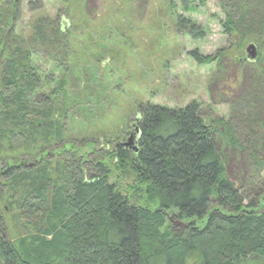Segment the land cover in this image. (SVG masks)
Returning a JSON list of instances; mask_svg holds the SVG:
<instances>
[{
  "label": "trees",
  "instance_id": "trees-1",
  "mask_svg": "<svg viewBox=\"0 0 264 264\" xmlns=\"http://www.w3.org/2000/svg\"><path fill=\"white\" fill-rule=\"evenodd\" d=\"M60 1L66 5L56 16L34 15L25 29L22 0H0V264L264 263V51L241 111L248 128L206 115L196 100L141 104L137 150L105 151L131 180L123 187L110 182L107 162L82 152L88 138L72 137L71 119L85 106L92 110L83 99L98 69L99 41L93 21L78 17L84 2ZM179 1L187 10L193 0ZM222 3L233 40L217 60L240 62L251 42L264 49V0ZM35 6L32 14L43 9ZM176 27L205 36L181 15ZM189 55L199 64L214 60L196 49ZM231 150L250 163L245 191L230 178ZM171 210L186 223L183 233L168 225Z\"/></svg>",
  "mask_w": 264,
  "mask_h": 264
},
{
  "label": "rangeland",
  "instance_id": "rangeland-1",
  "mask_svg": "<svg viewBox=\"0 0 264 264\" xmlns=\"http://www.w3.org/2000/svg\"><path fill=\"white\" fill-rule=\"evenodd\" d=\"M170 1L175 5L172 9ZM222 1L193 0L185 10L179 0H82L78 17L84 14L94 23L89 24V29L99 41L98 48L94 47L99 63L91 77L93 81L89 82L88 102L83 99L92 110L87 106L80 109L78 120L71 119L70 126L74 140L88 138L82 149L86 157L104 160L111 167V183L124 187L131 181L119 176L120 171L115 169L112 158L107 159L105 151L126 141L125 131L136 125L135 118L143 103L180 107L196 100L206 115L231 118L234 124L248 128L241 111L248 107L253 70L259 62L246 57V47L256 44L244 45L240 62L217 60V52L233 40L224 31L226 11ZM30 3L42 5L43 9L32 14ZM65 5L60 0H22L20 21L28 29L29 18L54 17ZM178 15L203 27L205 36L194 39L178 31ZM195 49L204 56L214 55V60L199 64L189 55ZM98 76L100 79L94 81ZM83 77L90 80L89 75ZM257 115L261 116L258 112ZM260 120L264 122L263 117ZM227 156L230 178L245 191L251 173L248 159L236 150L228 151ZM120 190L125 192L122 187ZM140 203L151 208L159 206L158 202L144 198ZM167 221L175 232H184L186 223L176 216L175 210L167 212ZM246 264L264 263L250 259Z\"/></svg>",
  "mask_w": 264,
  "mask_h": 264
},
{
  "label": "water",
  "instance_id": "water-1",
  "mask_svg": "<svg viewBox=\"0 0 264 264\" xmlns=\"http://www.w3.org/2000/svg\"><path fill=\"white\" fill-rule=\"evenodd\" d=\"M246 53H247V58L250 60H254L256 58L255 54H256V45L254 44H250L246 47ZM140 129L138 127H136V129L133 130L132 132V138L130 139V141H132V145H128L131 148H135L137 150V141L140 137Z\"/></svg>",
  "mask_w": 264,
  "mask_h": 264
},
{
  "label": "flooded vegetation",
  "instance_id": "flooded-vegetation-1",
  "mask_svg": "<svg viewBox=\"0 0 264 264\" xmlns=\"http://www.w3.org/2000/svg\"><path fill=\"white\" fill-rule=\"evenodd\" d=\"M261 53H262V47H259V46L256 45V54H255V56H256V60H255V62L258 61V59H259ZM246 57H247V53H246ZM247 60H248V59H247ZM130 130H131V129H130ZM130 130H128V131L126 132V141H125V143L119 142L117 145H125V146L129 147L130 145L133 144L132 141H130V139L132 138V133H131ZM128 145H129V146H128Z\"/></svg>",
  "mask_w": 264,
  "mask_h": 264
}]
</instances>
